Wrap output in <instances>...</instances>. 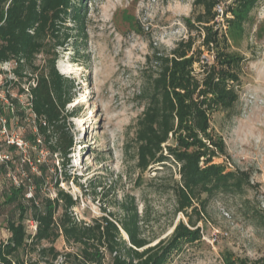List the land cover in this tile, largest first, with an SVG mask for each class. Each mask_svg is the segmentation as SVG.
Masks as SVG:
<instances>
[{"label": "trees", "instance_id": "trees-1", "mask_svg": "<svg viewBox=\"0 0 264 264\" xmlns=\"http://www.w3.org/2000/svg\"><path fill=\"white\" fill-rule=\"evenodd\" d=\"M261 1L232 0L219 17L215 9L219 0H193L192 14L183 19L188 36L168 51L152 48L146 56L150 67L140 94L144 108L136 121V165L141 171L175 168L178 178L170 188L174 211L186 218L174 225L167 238L152 244L141 233L134 206L123 204L121 218L101 215L86 222L73 212L78 199L60 186L72 181L65 165L72 140L67 106L74 98V85L58 71L56 62L59 48L84 36V0H0V63L13 62V74L27 84L19 91L28 96L35 127L23 140L34 147L28 157L15 144L8 145L10 151H19L23 176L17 184L0 189V211H6L3 228L8 233L0 238V264L26 260L55 264L59 258L60 264H104L107 257L111 264H167L183 244L200 239L197 223L204 221L211 199L241 196L254 189L248 170L227 169L225 163L215 161L227 152L221 136L211 129L210 117L227 112L238 101L246 62L227 49L219 19L242 26ZM192 33L200 38L198 44ZM73 43L72 48H77L78 43ZM39 56L42 61L37 63ZM5 99L9 104L0 107V114L9 124L14 112L22 117L23 110H17L20 106L8 92ZM41 149L50 158L59 155L60 166L48 158L37 159ZM13 168L11 160L0 161V179ZM258 213L252 209V215ZM60 237L65 251L55 247ZM33 253L34 260L23 257ZM251 264H264V255Z\"/></svg>", "mask_w": 264, "mask_h": 264}, {"label": "rangeland", "instance_id": "rangeland-1", "mask_svg": "<svg viewBox=\"0 0 264 264\" xmlns=\"http://www.w3.org/2000/svg\"><path fill=\"white\" fill-rule=\"evenodd\" d=\"M193 0H84V36H77L59 48L58 71L74 85V98L67 108L68 131L72 138L65 170L72 181L60 186L78 199L73 208L79 220L90 222L101 215L113 219L125 213L124 205L139 214L141 233L152 244L167 238L179 221L174 211L173 180L178 178L171 165L141 171L136 165V121L144 108L140 94L146 86L150 65L146 56L152 48L170 50L188 36L184 18L192 14ZM232 0H219L224 10ZM230 16V15H228ZM70 24V23H68ZM227 49L246 58L240 79L239 99L227 112L210 117L213 132L225 143L226 157L215 159L227 169H244L251 174L254 189L241 196H217L209 202L204 221L197 223L201 237L183 244L167 264H251L264 255V0L250 12L242 26L227 25L219 19ZM192 35L199 43L196 33ZM74 41L77 48H72ZM206 60L212 56L204 54ZM42 58H37V63ZM13 62L0 65V107L9 104L8 92L23 110V116L0 114V154L14 165L0 179L17 184L20 174L19 151H10V140L34 128L28 96L20 93L27 84L13 74ZM10 80V81H9ZM26 143L23 154L29 156ZM60 166L59 155L52 158L45 149L36 154ZM161 169V170H159ZM35 170V167L33 168ZM49 194L54 195L50 190ZM252 209L257 215H252ZM5 210L0 211V238ZM262 216V218L260 217ZM124 238L126 235L121 233ZM67 250L62 237L55 242ZM23 257L34 260L35 254ZM25 264H29L26 260ZM59 258L55 264H60ZM43 264V263H42ZM104 264H111L109 258Z\"/></svg>", "mask_w": 264, "mask_h": 264}, {"label": "built area", "instance_id": "built-area-1", "mask_svg": "<svg viewBox=\"0 0 264 264\" xmlns=\"http://www.w3.org/2000/svg\"><path fill=\"white\" fill-rule=\"evenodd\" d=\"M215 9H216V11H217V13H218V16L220 17V16H222V14H223V9H222V7L220 6V4H217L216 5V7H215ZM5 63H7V62H3V63H0V65L1 66H3V65H5ZM10 143L11 144H15L16 146H17V148L18 149H20V150H24V147H25V143L23 142V140L21 139V138H19V137H15L14 139H11L10 140ZM7 158V156H5V155H1L0 154V161H2V160H4V159H6Z\"/></svg>", "mask_w": 264, "mask_h": 264}]
</instances>
